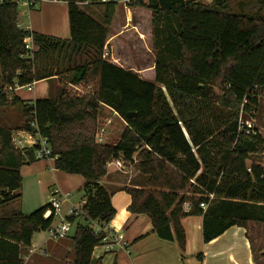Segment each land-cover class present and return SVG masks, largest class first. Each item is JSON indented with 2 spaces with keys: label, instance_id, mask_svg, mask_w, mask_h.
I'll list each match as a JSON object with an SVG mask.
<instances>
[{
  "label": "trees",
  "instance_id": "16d2710c",
  "mask_svg": "<svg viewBox=\"0 0 264 264\" xmlns=\"http://www.w3.org/2000/svg\"><path fill=\"white\" fill-rule=\"evenodd\" d=\"M58 1L68 6V40L23 30L18 2L0 1V67L7 87L0 90V108L21 105L25 119L16 129L0 125V264H25L34 236L47 232L56 219L54 213L44 218L51 203L29 215L12 209L22 199V168L38 161L37 147L15 146L16 131L41 135L55 169L85 179L84 215L69 218L76 224L69 237L70 264H102L94 251L104 234L89 223L109 225L116 217L112 195L100 184L113 161L124 167L137 161L148 181L144 188L123 189L131 196L129 211L147 215L153 232L176 242L182 254V219L188 216H203L205 243L232 227L264 223V167L248 164L264 154V137L247 124L250 134L239 129L241 117H253L264 99V0H245L236 9L232 0L133 5L152 11L154 82L104 58L116 4L89 0L88 6L104 8L96 17L80 7L88 0ZM69 74L68 84L88 88L85 94L62 88L57 97L32 103L13 94L18 87ZM103 107L126 123L117 145L96 142ZM207 194L216 200L210 202Z\"/></svg>",
  "mask_w": 264,
  "mask_h": 264
},
{
  "label": "crops",
  "instance_id": "0c3cea01",
  "mask_svg": "<svg viewBox=\"0 0 264 264\" xmlns=\"http://www.w3.org/2000/svg\"><path fill=\"white\" fill-rule=\"evenodd\" d=\"M59 2L63 1H50L49 3L58 4ZM62 4L64 5L62 7V19L63 16H65L64 23L65 20H67V17L68 20L67 25L62 27L61 38L68 40L71 37L68 6L65 2ZM38 5L39 4L31 9V12L32 10H35ZM44 28L45 27L42 25H35V27L32 25V32L51 35L46 33ZM59 28L60 26L55 28L54 31H60ZM54 35L55 33H53V36ZM139 43L140 42H136L138 45ZM108 53L111 55L110 62L115 65L124 70L133 71L143 80L149 82L155 81L156 62L153 50L148 53L147 51H142L141 48H138L137 58H119L118 55H114L115 53ZM43 82L54 83L55 80L35 83L34 89L35 87L38 88ZM51 85L49 84L46 86V94L43 96L38 95L37 91L34 90L28 91L31 94H26L24 87L16 88L13 94L24 102L32 103L38 99L48 98L53 91ZM104 114H106L108 124L99 128L105 129L107 133L108 128L111 127L107 136H104V140H106V143L108 144L117 145L126 127V123L109 107H103V114L101 116H104ZM117 120L119 121L120 127L115 128V126H111V124ZM1 126L7 127L5 125ZM20 127L21 126L15 127V129ZM15 134H18L17 136L21 134L26 137V139H19L24 144L32 142L29 138L30 135L27 132L16 131L14 133V139H16ZM112 139H115V142H112ZM44 160L45 159H38V161L32 164L25 165L21 170L22 176H24L23 174L25 170L27 171V174L38 173V175H44L45 169L48 167L47 162L39 164ZM52 160L53 161L50 163L52 172L57 173L56 171L58 170L54 167L55 160ZM253 161L264 167L262 160ZM137 164L136 161L135 165L132 166L136 171L133 176L129 173H124L122 169H119L112 164L108 166L107 175L100 181V184L112 195V205L117 212L116 217L110 222L108 227L112 232L124 237V246L117 247L115 251L110 253L103 248V251L98 256L95 254L96 248L94 251L95 260L101 259L102 264L107 262L109 264H113L114 262L117 264H264V223L258 221H250L247 228L232 227L217 239L210 243H205L203 240V216H188L182 219V226L186 233V251L183 254L176 242L160 239L153 232L152 222L147 215H134L129 211V207L132 203L131 196L123 191V189L131 186L142 188L144 182V176L140 174ZM62 177V181H64L62 182L63 195H71V192L81 193L80 189L85 183V179L82 176L63 173ZM206 197L209 199V196ZM83 202L85 201L83 200ZM71 205L74 204L71 203L69 207ZM185 210L186 212L189 211L188 209ZM78 222L82 221L79 220ZM34 238L29 255H34L37 249H41L44 244L51 243L50 250L52 251V256H55L60 262H62V264H70L72 262L74 248L71 239L68 238L60 242L45 240L42 244L35 247ZM198 255H202V259H199ZM30 259L31 258L29 257L25 258V264H27L26 262Z\"/></svg>",
  "mask_w": 264,
  "mask_h": 264
},
{
  "label": "rangeland",
  "instance_id": "374dc122",
  "mask_svg": "<svg viewBox=\"0 0 264 264\" xmlns=\"http://www.w3.org/2000/svg\"><path fill=\"white\" fill-rule=\"evenodd\" d=\"M1 1V0H0ZM22 1L19 0V22L20 27L23 30L32 31V25H39L44 26V30L46 33H49L52 37L60 38L62 39V27L67 25V20H65L64 23V17L62 19V7L64 6L62 3L59 2L58 4L49 3V0H45L40 3L35 10L23 7ZM87 2H90L89 0ZM215 0H202V3L204 5H210ZM143 4L148 5V0H145ZM245 0H232L233 7L236 8H242L244 6ZM80 7L82 9H85L86 11H93L94 15L97 17L101 15L104 11V8L100 7H91L88 6V4H81ZM64 9V8H63ZM110 34L108 35V41L106 44L107 49L105 52H111L115 53L114 55H118L119 58H137L138 48H141L142 51H149L152 52L153 50V31H152V11L148 9L145 5H136L131 9V13L127 14L126 9L122 6H117L116 8V15L113 20ZM59 22V23H57ZM60 24V25H59ZM60 26V31H54L55 28H58ZM53 33L55 35L53 36ZM136 42H140L139 45L136 44ZM115 56V57H116ZM109 61L111 60V55H108L107 58ZM70 81V74L68 76H64L63 78L56 79L54 83L51 82H43L41 83L38 88H33L34 91H37V94L40 96H43L46 94V86L51 85L53 92L51 94L52 97H57L60 90L68 88V92L71 94H85L88 91V88L81 87L79 88L80 91L70 86L68 83ZM3 79L1 75V67H0V90H6L7 87H3ZM3 87V88H2ZM37 88V89H36ZM82 90V91H81ZM26 94H31L28 92V90L25 88ZM15 95V94H14ZM261 106L259 109H257V112L254 113V116H246V118L243 117V120L247 122V125H250L254 130H256L259 134H261L262 137H264V99L260 100ZM103 114V111L101 115ZM100 115V116H101ZM25 119L22 114V106L19 105L17 107H3L0 108V124L5 125L10 128H15L22 126ZM118 121V120H117ZM115 121L111 124V126H115V128H119V121ZM108 124L106 114L104 116H101L98 121V130H100L103 125ZM111 130V127L108 128V132ZM30 136L32 134L28 133ZM15 134L16 139H26V137L19 134ZM19 137V138H18ZM23 137V138H22ZM107 141L105 140V144ZM112 142H115V139H112ZM252 161H263L264 164V154H261L259 156H252ZM52 159H45L43 162H40L39 164H43L44 162H47V169H45L44 175H38V173H29L27 174V171H24L23 176V187H22V199L20 202L15 203L12 206V209H19L24 214L29 215L34 213L35 211L39 210L42 207H45L49 205L52 201V193L55 190L60 191V196H62V172L56 171L57 173L52 172L51 169V162ZM136 163V162H135ZM248 164H251V161L248 162ZM135 165V164H134ZM131 166L124 167L123 172L129 173L131 176H133L134 173H136L135 169ZM113 168V167H111ZM110 168V169H111ZM142 175V174H141ZM136 180V179H135ZM148 181V177L144 176V182L142 187L144 188L146 186V182ZM133 188V186L129 187ZM141 188V187H140ZM69 197V201L65 203L62 206L61 215L57 216L54 222V225L60 222L62 217V212H65L69 205L72 203L76 207L80 208L83 205V196L79 192H71ZM214 195V194H213ZM82 196V197H81ZM207 196H209L207 194ZM215 195L213 198H211L209 201L213 202L215 201ZM48 233L47 232H41L39 234L35 235L34 238V244L35 247L42 244L45 240H47ZM51 243L44 244L41 249H37V251L34 253V255L30 254L26 258H31L29 261H27V264H62L55 256H52L51 254ZM103 251V247H98L95 251V254L98 256ZM65 263V262H64ZM105 264H109L108 262Z\"/></svg>",
  "mask_w": 264,
  "mask_h": 264
},
{
  "label": "built area",
  "instance_id": "2783aa9c",
  "mask_svg": "<svg viewBox=\"0 0 264 264\" xmlns=\"http://www.w3.org/2000/svg\"><path fill=\"white\" fill-rule=\"evenodd\" d=\"M14 1L19 2V0H14ZM43 1L45 0H23L22 6L31 9L32 7H35L37 4H40ZM49 1L58 2V0H49ZM144 1L145 0H96V2L99 4H104V5L105 4H116L117 6H122L123 8L126 9L127 14L131 13V9H133L132 7L133 5L139 2H144ZM184 1L191 2L193 0H184ZM194 1L202 2V0H194ZM89 3L90 2H85L84 4H89ZM27 50L30 51V53L33 51L31 38L28 39ZM108 55L109 53L105 52L104 58H107ZM34 85L35 83L28 85L24 88H26L28 91H32L34 88ZM75 89L80 91V89L78 88H75ZM239 123H240V128H239L240 131H245L247 134L251 133L250 130H247L244 128L243 124H247V122H245L242 117ZM31 126L35 128L36 130L38 129L36 126V123H32ZM105 134H106L105 129L98 130L97 135H96L97 144H105V140H104ZM29 138L32 141L31 143L24 144L21 140L14 139V144L18 149L22 151L28 148L37 147L38 148L36 152L37 159L41 160V159L49 158L51 154V150L49 148L47 140L43 138L41 135H39L38 133L35 136L34 135L30 136ZM112 164L117 166V168L119 169H124V165L121 161H113L112 163H109L108 166ZM249 171H251V169H249ZM52 196L53 198L51 201V209L47 211L46 214L44 215L45 219L49 218L53 213L55 215V218L61 215L62 206L69 201L68 199L70 197L69 194H66V195L62 194V196H60V192L58 190L53 191ZM213 196H214L213 194L211 195L209 194V199L213 198ZM84 204L85 202H83V205ZM83 205L80 208L76 207L75 205H71L65 212H62V217H61L60 222L53 225V227H51L47 231L48 233L47 240L53 241V242H60V241L66 240L69 237H71L75 232L76 224L71 222L69 218L82 217L84 215ZM201 208L203 210H206L207 205L201 204ZM185 209L190 210L191 209L190 204H186ZM89 226L93 228L96 234H101V233L104 234L101 247H103L108 253L115 251L117 247L124 246L123 244L124 237L115 232H112L109 229L108 225L100 224L98 222H90Z\"/></svg>",
  "mask_w": 264,
  "mask_h": 264
}]
</instances>
